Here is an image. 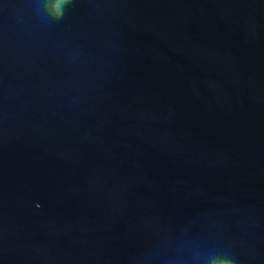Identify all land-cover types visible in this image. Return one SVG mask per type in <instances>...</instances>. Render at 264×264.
<instances>
[{"label":"water","instance_id":"obj_1","mask_svg":"<svg viewBox=\"0 0 264 264\" xmlns=\"http://www.w3.org/2000/svg\"><path fill=\"white\" fill-rule=\"evenodd\" d=\"M0 0V122L75 264H264V0Z\"/></svg>","mask_w":264,"mask_h":264},{"label":"clouds","instance_id":"obj_2","mask_svg":"<svg viewBox=\"0 0 264 264\" xmlns=\"http://www.w3.org/2000/svg\"><path fill=\"white\" fill-rule=\"evenodd\" d=\"M72 3V0H50L47 5L49 14L59 20L65 15V9ZM206 264H236L234 257L227 254L209 253L205 258Z\"/></svg>","mask_w":264,"mask_h":264}]
</instances>
